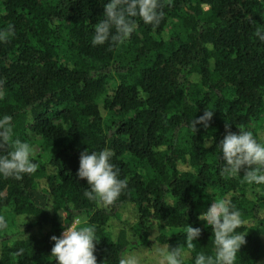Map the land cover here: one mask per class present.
Returning <instances> with one entry per match:
<instances>
[{
  "label": "trees",
  "instance_id": "trees-1",
  "mask_svg": "<svg viewBox=\"0 0 264 264\" xmlns=\"http://www.w3.org/2000/svg\"><path fill=\"white\" fill-rule=\"evenodd\" d=\"M106 2L0 0V30L15 32L0 43V116L13 117V139L39 147L34 173L0 177V264H56L58 211L95 225L97 264L154 244L186 248L187 227H199L184 262L194 264L214 248L198 217L220 199L245 221L236 264H264V185L245 182L244 169L222 175L218 145L226 124L262 136L264 0H161L159 25L135 17L126 41L93 46ZM205 110L214 111L208 127L194 132ZM105 147L127 180L108 207L87 199L76 175L84 149Z\"/></svg>",
  "mask_w": 264,
  "mask_h": 264
},
{
  "label": "clouds",
  "instance_id": "clouds-1",
  "mask_svg": "<svg viewBox=\"0 0 264 264\" xmlns=\"http://www.w3.org/2000/svg\"><path fill=\"white\" fill-rule=\"evenodd\" d=\"M161 7V0H107L103 19L93 25L91 44L98 46L106 42L126 41L136 30L135 17H139L145 25H159L163 17ZM14 34V26L9 24L6 29L0 30V43L7 42ZM256 35L264 40V33L258 31ZM213 112L205 110L203 115L192 121L193 131L198 123L208 127ZM230 127V124L225 125L226 134L218 143L223 161L221 174L229 178L236 177L244 169L245 182L264 185V136L244 128H239L238 133L233 132ZM13 135V117L8 114L0 116V148L7 145L10 149L6 154H0V177L19 180L24 174L34 173L37 164L32 147L19 139H13ZM213 142L214 138L205 141L204 147L208 148ZM114 156V151L108 147L99 151L86 148L80 153L76 173L88 185L83 195L89 200H98L105 207L113 205L127 188V180L120 178L119 168L113 163ZM58 214L67 226L62 225L61 236L51 237L55 242L51 256L56 264H97L94 252L99 239L95 225H80L78 221L69 223L61 212L58 211ZM198 219L211 227L214 248L211 254L197 252L194 264H236L237 254L246 243V234L236 231L245 223L239 209L230 200H213ZM4 227L6 221L0 217V228ZM185 234L186 248L154 244L147 254L135 251L122 255L119 264H184L195 251L193 242L201 235V229L189 225Z\"/></svg>",
  "mask_w": 264,
  "mask_h": 264
},
{
  "label": "rangeland",
  "instance_id": "rangeland-1",
  "mask_svg": "<svg viewBox=\"0 0 264 264\" xmlns=\"http://www.w3.org/2000/svg\"><path fill=\"white\" fill-rule=\"evenodd\" d=\"M262 136H264V129L262 130ZM37 140V139H36ZM31 147H32V149L34 150V152H35V155H37L38 153H39V147L37 146V144L36 143H34V144H32L31 145ZM213 202V201H212ZM63 214V213H62ZM64 215V214H63ZM60 220H62L61 219V217H60ZM78 221V220H77ZM62 224L64 225V226H66L65 225V223H64V221H62ZM63 232V231H62ZM62 232H61V234H62ZM61 236V235H60Z\"/></svg>",
  "mask_w": 264,
  "mask_h": 264
}]
</instances>
